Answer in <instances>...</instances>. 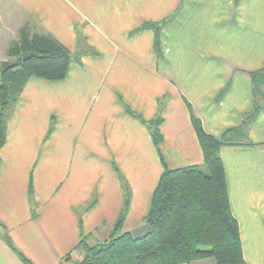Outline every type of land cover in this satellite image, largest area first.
Instances as JSON below:
<instances>
[{
    "label": "crops",
    "instance_id": "crops-1",
    "mask_svg": "<svg viewBox=\"0 0 264 264\" xmlns=\"http://www.w3.org/2000/svg\"><path fill=\"white\" fill-rule=\"evenodd\" d=\"M34 33L60 42L70 63L63 79L31 75L5 113L0 264H24L19 253L78 264L81 237L110 236L121 178L125 232L144 223L164 167L203 164L188 106L217 140L242 126L250 72L264 66V0H0V62ZM242 132L218 155L242 257L264 264V99Z\"/></svg>",
    "mask_w": 264,
    "mask_h": 264
},
{
    "label": "trees",
    "instance_id": "trees-1",
    "mask_svg": "<svg viewBox=\"0 0 264 264\" xmlns=\"http://www.w3.org/2000/svg\"><path fill=\"white\" fill-rule=\"evenodd\" d=\"M155 40L157 49V36ZM8 52L17 62L7 71H0V147L5 141V113L28 78L35 75L46 80L63 79L70 63L68 49L48 34L24 35L11 44ZM31 52L32 57L21 60L22 55ZM250 79L254 102L242 126L253 119L264 99V66L250 72ZM188 109L203 164L176 169L164 167L144 216V222L150 224L149 231L139 239H133L131 231L115 235L121 230L130 202V188L121 178L120 216L103 242L90 245L80 238L83 256L78 264H194L197 260H211L208 264H247L242 257L237 222L230 212L218 155L222 144L244 136L242 126L226 130L217 140L204 132L191 107ZM158 123L156 119L149 124L156 146L161 140ZM19 257L24 264H33L20 253Z\"/></svg>",
    "mask_w": 264,
    "mask_h": 264
},
{
    "label": "water",
    "instance_id": "water-1",
    "mask_svg": "<svg viewBox=\"0 0 264 264\" xmlns=\"http://www.w3.org/2000/svg\"><path fill=\"white\" fill-rule=\"evenodd\" d=\"M34 55V53H27L21 56V60L25 61L27 59H29L30 57H32ZM17 62V59H7V60H2L0 62V66L2 71H6L10 68H12ZM150 228V224L148 222H144L142 224H140L139 226L133 228L131 230V235L133 237V239H139L141 237H143Z\"/></svg>",
    "mask_w": 264,
    "mask_h": 264
},
{
    "label": "rangeland",
    "instance_id": "rangeland-1",
    "mask_svg": "<svg viewBox=\"0 0 264 264\" xmlns=\"http://www.w3.org/2000/svg\"><path fill=\"white\" fill-rule=\"evenodd\" d=\"M121 232L120 231H118V232H116V234L115 235H118V234H120ZM108 239V238H107ZM197 261H199V260H197ZM196 261V262H197ZM203 261H206V260H203Z\"/></svg>",
    "mask_w": 264,
    "mask_h": 264
}]
</instances>
